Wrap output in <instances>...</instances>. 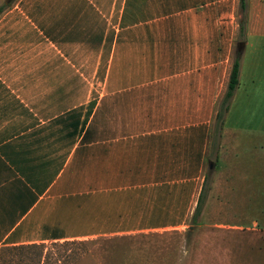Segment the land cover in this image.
Returning a JSON list of instances; mask_svg holds the SVG:
<instances>
[{
	"label": "crops",
	"instance_id": "crops-1",
	"mask_svg": "<svg viewBox=\"0 0 264 264\" xmlns=\"http://www.w3.org/2000/svg\"><path fill=\"white\" fill-rule=\"evenodd\" d=\"M241 138L242 187L262 204L264 0H13L0 14V264L7 247L186 226L210 163Z\"/></svg>",
	"mask_w": 264,
	"mask_h": 264
},
{
	"label": "rangeland",
	"instance_id": "rangeland-1",
	"mask_svg": "<svg viewBox=\"0 0 264 264\" xmlns=\"http://www.w3.org/2000/svg\"><path fill=\"white\" fill-rule=\"evenodd\" d=\"M234 143L232 159L208 169L186 226L7 247L1 264H264V203L242 187V138Z\"/></svg>",
	"mask_w": 264,
	"mask_h": 264
},
{
	"label": "trees",
	"instance_id": "trees-1",
	"mask_svg": "<svg viewBox=\"0 0 264 264\" xmlns=\"http://www.w3.org/2000/svg\"><path fill=\"white\" fill-rule=\"evenodd\" d=\"M11 2L4 0L0 3V14L4 9H6L11 4ZM239 61H240V51L236 50L234 52L233 59H232V66H231L230 73H229L228 83H227L226 89H225V91L221 97V100L219 102V107H218V110H217L216 116H215V125L217 128H221V126H222L224 115L228 109L229 102H230V100L234 94V91H235L237 85H238ZM202 197H203V192L200 193L199 200H198L196 208L193 212L192 218L195 215V213L198 212V210L200 208Z\"/></svg>",
	"mask_w": 264,
	"mask_h": 264
},
{
	"label": "water",
	"instance_id": "water-1",
	"mask_svg": "<svg viewBox=\"0 0 264 264\" xmlns=\"http://www.w3.org/2000/svg\"><path fill=\"white\" fill-rule=\"evenodd\" d=\"M7 1H8V2H11V1H13V0H7ZM241 48H242L241 43H238V44L236 45V50H241ZM209 167L212 168V167H213V164L210 163Z\"/></svg>",
	"mask_w": 264,
	"mask_h": 264
}]
</instances>
